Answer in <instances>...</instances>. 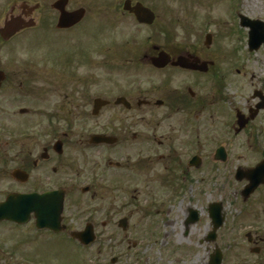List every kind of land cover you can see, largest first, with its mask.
<instances>
[{
    "label": "flooded vegetation",
    "instance_id": "flooded-vegetation-1",
    "mask_svg": "<svg viewBox=\"0 0 264 264\" xmlns=\"http://www.w3.org/2000/svg\"><path fill=\"white\" fill-rule=\"evenodd\" d=\"M71 1L68 11L84 8V21L90 6L71 9ZM146 1L107 0V11L116 26L132 18L152 27L160 14ZM30 2L8 7L0 30L18 16L34 22L25 30L38 27L42 4ZM141 4L154 23L138 20ZM22 32H0V264H76L77 254L79 264H264V182L251 188L250 174L264 162V87L246 106L232 103V60L215 49L213 34L205 42L113 45L106 62L116 76L104 77L90 65L106 62L86 51L36 67L1 54ZM223 128L229 134L218 137ZM231 194L235 222L225 207ZM25 195L29 220L8 217ZM157 207L168 228L182 211L177 242L170 230L140 235L158 223Z\"/></svg>",
    "mask_w": 264,
    "mask_h": 264
},
{
    "label": "rangeland",
    "instance_id": "rangeland-1",
    "mask_svg": "<svg viewBox=\"0 0 264 264\" xmlns=\"http://www.w3.org/2000/svg\"><path fill=\"white\" fill-rule=\"evenodd\" d=\"M22 1L25 0H0V19L6 17L8 7ZM39 1L42 4V9L36 14V19L40 21L39 26L19 34L16 40L6 45V49L1 54L17 55L25 63L34 64L35 62H41V60H51L48 59L49 57H54L59 62H63L67 55L86 51L95 62L99 61L100 63V61L106 62V58L111 51L109 48L113 45H123L128 42L139 44L150 40L158 42L175 40L176 43L181 44L184 42H205L208 33H211L214 35L217 47L215 49L224 50L232 60L233 67L230 70L231 77L228 83L230 92L229 90L227 92V96L230 97L232 103L244 107L248 104L247 102L253 99L252 91L264 87V45L259 50H250L248 43L249 28L242 26L239 19V13H241L254 20H264V0H160L162 4L147 0L146 3L152 6L156 4L160 14L159 20L152 27L141 26L132 18H128L126 21L119 20L116 22L119 25L116 26L112 20L114 16L107 11V0H72L71 9L86 5L90 6V12L83 23L73 27L72 30L62 31L56 29L58 13L51 7V4L56 0H32L30 3ZM111 52L110 54H112ZM91 53L94 54L91 55ZM42 63L41 65L44 66L54 65V63ZM32 66L36 67L37 64ZM109 67L107 62L99 67L98 65H90V72L96 74L95 76L103 75L105 77L110 76V71H112V76H116L115 72ZM219 110L224 118H228L223 107H219ZM261 118H264V112L260 115L259 119ZM256 123H259V121ZM219 131L217 133L218 137L229 134V131L225 128L219 129ZM212 190L216 196L222 192L216 186L212 187ZM156 193L153 196L157 198L164 194L162 191ZM141 198L142 196H139V199ZM227 200L225 207L232 218L237 202L233 194L228 196ZM102 202L103 205L109 207L105 201ZM123 202L124 198L119 197L118 205L122 206ZM86 203L84 207L88 204H96L94 200ZM158 205L161 207V204ZM160 207L152 209V214L157 217L154 220H157L158 223L154 225L153 222H148V226L152 224L153 228L147 226V229L144 230L142 227L144 232L139 233L147 237L151 234L159 237L170 230L172 232L171 240L174 239L177 242L182 230V221H178V216L182 215V211H177V209L173 212L176 218L175 221L178 224L171 225L168 228L164 222L165 217L159 212ZM136 219H138V216ZM234 219L231 220L235 222ZM193 236H198V232ZM188 246L190 245L186 247ZM26 250L37 255L36 249L28 248ZM202 253H206L203 248ZM155 255L156 258L159 257L156 252ZM80 262H82L80 255L77 254L73 263L79 264ZM108 263L110 262L107 261ZM87 264H95V259H90Z\"/></svg>",
    "mask_w": 264,
    "mask_h": 264
},
{
    "label": "water",
    "instance_id": "water-1",
    "mask_svg": "<svg viewBox=\"0 0 264 264\" xmlns=\"http://www.w3.org/2000/svg\"><path fill=\"white\" fill-rule=\"evenodd\" d=\"M68 2L69 0H58L53 4V7L60 11V20L58 23V28L61 29L72 27V25L81 22L86 14V10L84 8L69 12L67 10ZM134 13L135 15H137V18L140 22L147 24L153 23L156 17L154 12L150 8H146L143 4L138 5L135 8ZM241 21L243 26L250 27V50H258L260 46L264 44V21L259 19L252 20L248 16L246 17L244 15H241ZM33 25L34 22L26 21L20 18L19 16L17 18L12 17L11 19L7 20L5 25L1 28L0 32L2 33L3 37L7 39L14 36L22 29L29 28V26ZM262 172H264V162L250 172L252 177L251 188H254L256 185H259L260 182H264L262 181V178H264V173ZM10 200L13 201V199ZM21 200V206H23V209L20 206V208L15 211H7L6 215L13 219L17 218L21 222H27L30 218L29 214L32 211L30 206L32 202V197L30 195H25ZM26 207L27 209H25ZM218 211H220V208H218ZM51 227L54 226L51 225Z\"/></svg>",
    "mask_w": 264,
    "mask_h": 264
}]
</instances>
